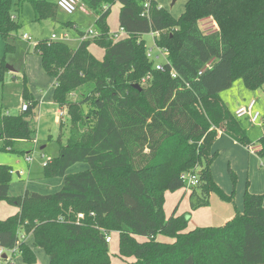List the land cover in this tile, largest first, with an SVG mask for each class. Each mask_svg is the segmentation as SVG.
<instances>
[{
	"label": "trees",
	"instance_id": "trees-1",
	"mask_svg": "<svg viewBox=\"0 0 264 264\" xmlns=\"http://www.w3.org/2000/svg\"><path fill=\"white\" fill-rule=\"evenodd\" d=\"M19 1L30 3L40 20H55L60 10L58 2ZM12 2L0 0L4 38L19 27ZM79 2L97 17L96 36L77 49L52 39L35 46L43 70L55 79L53 101L67 111L60 129L68 130V144L45 167L46 179L64 184L54 194L27 190L14 197L12 171L0 165V203L20 209L0 221V248L7 253L0 264L15 249L25 264H37L36 248L49 264H112L107 230L119 234L118 257L132 260L125 264H264V195L247 190L243 213L221 227L188 231L185 215L164 211L166 192L186 189L187 174L199 181L191 190L192 211L209 207L213 194L233 201L212 174L220 133L247 149L260 146L264 159V134L252 140L221 98L238 80L251 91L264 87V0H189L179 18L155 0L147 16V0ZM117 3L127 35L119 41L108 24ZM205 20L218 29L206 30ZM152 34L166 53L162 71L148 57L143 37ZM92 44L105 50L103 61L90 53ZM1 69L3 63L4 81ZM23 95L31 103L27 112L13 116L0 107V141L8 147L33 140L37 102L27 88ZM78 164L89 169L68 173ZM229 172L235 189L237 176Z\"/></svg>",
	"mask_w": 264,
	"mask_h": 264
},
{
	"label": "rangeland",
	"instance_id": "rangeland-1",
	"mask_svg": "<svg viewBox=\"0 0 264 264\" xmlns=\"http://www.w3.org/2000/svg\"><path fill=\"white\" fill-rule=\"evenodd\" d=\"M50 3H54L57 0H45ZM173 0L170 1L166 9H170ZM181 6L186 5L185 0H179L178 2ZM115 4L112 13L109 16L112 26H117V10L120 4ZM170 11V10H169ZM175 13V8L173 10ZM12 14L14 16L15 22L18 24V29L6 38L0 35V63H3L2 73L5 74L4 81H0V107L6 109V111L13 116L21 115L22 104L24 102V90L27 88L28 93H30L31 82H27L24 79V63L27 55H35V46L37 43L43 40H51L53 36H56L58 40H62L67 43L71 48H78L81 44L79 38L81 33H88L92 31L97 34L96 18L95 15L86 16L80 9L73 14L68 15L63 11L59 10L55 20L52 19H38L35 15L33 6L28 2L20 3L19 0H13L12 2ZM116 21V23H115ZM68 23H74L75 27L67 26ZM204 28L208 31L217 30L215 23L212 20L203 21ZM68 35V38L64 40V36ZM24 36H28L29 39H24ZM148 50H153L154 55L157 57V51L154 49V38L151 35H146L143 37ZM7 45L13 46V49L7 51ZM97 46V45H96ZM104 50L103 48L99 47ZM105 52V50H104ZM155 65H160L165 63L166 59L160 56L159 59L152 58ZM32 86L41 96H45V89L42 88L38 80L32 79ZM33 89V88H32ZM264 94V87L258 89L257 91L248 90L241 80L235 81L233 87L223 93H221L222 100L226 103L230 110H233L237 104H242L248 102L253 96H260ZM76 98V97H74ZM264 103V98H263ZM262 109V108H261ZM65 111L66 117L65 122L68 123L67 111ZM263 111V110H262ZM36 116L31 122V128L33 131V140L30 142H18L13 143L8 147L4 141H0V165L7 166L12 172L11 177V187L14 188L16 185H22L24 187L22 196L26 192L27 188L30 192H36L43 195L54 194L60 191L59 184L62 180L55 178L48 180L45 178V164L52 162L54 159L58 158L60 154V149L68 144V130L61 131L60 126L54 123L55 116L53 114L47 116L43 113L42 117H39V108L34 110ZM247 125V124H246ZM256 126L254 130H260ZM260 132V131H259ZM258 132V133H259ZM257 134L254 133L255 136ZM256 137V136H255ZM45 147V148H44ZM44 148V149H42ZM31 156L32 161H28L27 157ZM259 160V168L264 170V159L258 154L255 155ZM79 172L86 171L89 169L87 164H78ZM213 168L215 169V175ZM229 169L233 170L237 176V183L234 189L233 182ZM238 171H236L231 165L224 161H220V156L215 160L212 165V174L216 183L224 190L227 195H233L232 202L223 201L217 194H213L211 199L212 202L209 207L201 208L197 211L191 210V205L188 200L187 195H184L185 188L176 192L168 191L165 194V204L164 211L168 217L173 212L177 215H185L189 220V225H197L196 228L204 227L203 222L215 223V226H221L223 221H220V215H223V210L225 208L232 207L235 217L238 214H242L240 210L235 211L234 206L236 205L237 195L244 192L247 189V182H249V191L252 188L258 191L262 190L264 195V179L259 178L260 174L255 171L253 176H248L245 172L244 166H238ZM76 172V171H75ZM74 172V173H75ZM73 173V172H71ZM216 176V179H215ZM252 181V183H251ZM224 186L229 187L230 192L228 193ZM4 204L15 208L13 205L7 202H1ZM0 207V220H5L9 217L8 208L1 209ZM243 209H244V196H243ZM220 219V220H219ZM224 225V224H223ZM109 236H111L112 241L109 244L111 260H115L116 256L119 255V234L108 231ZM142 240V239H141ZM32 245V239L29 241ZM37 250V264H45L44 260L48 259L45 252L39 248ZM6 264H9V260L15 256L9 255ZM14 260H18L17 264L22 263L20 256H16ZM117 260L115 261V263ZM47 264V263H46Z\"/></svg>",
	"mask_w": 264,
	"mask_h": 264
},
{
	"label": "crops",
	"instance_id": "crops-1",
	"mask_svg": "<svg viewBox=\"0 0 264 264\" xmlns=\"http://www.w3.org/2000/svg\"><path fill=\"white\" fill-rule=\"evenodd\" d=\"M155 1L159 4L160 7H163V8L166 9L171 0H155ZM185 1H186V4H187V2L189 0H185ZM56 2H58V0ZM178 2H179V0H177L175 3L172 2V5H171L170 9L169 8L167 9L168 11L170 10V13L175 18H179L185 12V8H186V5H185V7L181 6ZM118 4H120V3H117V5ZM113 8L111 9L112 17H113V11H112ZM174 8H175V11H176L175 13L173 12ZM79 9H80V12H82L86 16L93 15L82 4H80V8ZM121 9H122V5L120 4V6H119V8L117 10V19H118L117 26L116 25L112 26L111 20L108 19V24H109V27H110V30H111V34H120L119 35L120 36L119 40L127 38V35L125 33L121 32V28H120V24H119V16H120ZM95 18H96V21H97V17L96 16H95ZM115 23H116V21H115ZM73 26L75 27L74 23H73ZM84 34H87V33H84ZM65 36H67L66 37V39H67L68 35H65ZM80 39H81V36H80L79 40ZM119 40H117V41H119ZM80 42H81V40H80ZM75 49H77V48H75ZM89 51L96 59H98L99 61H103V59L105 57L104 50L100 49L95 44H92L90 46V48H89ZM24 66H25L24 79L27 80V82L29 81V83L31 82L30 84H31V87L33 89L32 88L30 89V93L29 94H30L31 98L33 99L32 101L37 102V106H36L35 110H37L39 108V117H42V115H41L42 110H43V113H45L47 116H49L50 114L51 115L53 114V116L56 117L55 120H54V123L60 126L61 122H63L64 120L59 119L60 108L53 101V95H54V91H55V79L50 77L43 70V67H42V64H41V57L36 51H35V55H29V56L27 55V57L25 58ZM32 79L33 80L37 79L38 83H40L42 88L45 89V91H46L45 92L46 93L45 96H41V95H39L37 93V91L34 89V86H32ZM263 98H264V94L260 95V96H258V95L253 96V97H251V99H249L248 102H245V103H242V104H237L234 107V109L232 110L233 112H235L237 110V108H239L240 106L247 105L252 100H256V111L260 112L261 116H262V126H258L260 130H257V131H256V129L254 130V128L257 125H253L248 120L243 119V122L245 124H247L246 126L248 128V132H249L250 138L252 140H257L260 136H262L264 134V103L262 101ZM35 116H36V114H34V117ZM256 132H257V134L255 135L256 136L255 137L253 134L256 133ZM19 142H25L26 143L27 141H19ZM16 143H18V142H16ZM44 148H42V149H44ZM213 151H218L219 152V156H220V161H224V162L228 163L236 171H238L237 170L238 166H244L245 169H246L245 172H246V174L248 176L252 177L254 172L257 171L260 174L259 178H263L264 179V170H261L259 168V164L260 163H259V160L256 158L257 156L251 154L247 148L239 145L236 141H234L233 139L228 137L226 134L220 133V135L217 138V140L215 142V145L213 147ZM77 166L78 165H76L75 167L70 169L68 173H71V172L74 173L75 171L79 172L78 171L79 168H77ZM260 166H261V164H260ZM213 171H214V175H215V169L214 168H213ZM215 179H216V176H215ZM48 180H52V179H48ZM61 180H62V183L59 184V188H62L63 184H64V179H61ZM251 183H252V181H251ZM248 187H249V182H247L246 191L247 190L249 191ZM27 188H29V185H28ZM27 188H25L26 191H27ZM23 189H24V187L22 185H16L14 188L11 187L10 194H11V196H14V197L22 196ZM224 189L228 193L231 190V189H229V187H226V186H224ZM261 191L262 190L258 191L257 189L251 187V190L249 192L253 193V194L263 195ZM245 192H244V194H245ZM184 193H185L184 195H187L188 200L190 202V197H191L192 191L185 189ZM244 194L240 193V194L237 195V198H236L237 202H236V205L234 206L236 212L238 210H240V212L244 211V209H243V196H244ZM211 202H212V199H211ZM0 207H2L1 209H4V208L7 209L9 206H6L4 204H0ZM222 210H223L224 214L220 215L219 218L222 219V220H220V219L219 220L223 221V224L225 225L226 223H228L229 221H231V220H233L235 218V213H234V211H233L231 206H229V208H225V209H222ZM19 211H20V209L17 208V207L8 208V214H10L9 217L16 215L17 213H19ZM174 213L175 212H173L172 214H174ZM172 214L169 215L168 217L172 216ZM175 215L176 216H180L181 214L177 215L175 213ZM0 221H4V220H0ZM214 224L215 223H213V220H212L211 224L208 223L207 221L202 223V225L204 227H221V226H223V224L221 226H215ZM196 226L197 225H193V226L189 225L188 231H192V230L196 229ZM198 228H200V227H198ZM31 239L32 238L29 237L27 239V242L29 243V241ZM159 240L164 241V242L172 243L171 240L165 239V238H162V237H159ZM35 251L37 253V250H35ZM16 256L18 257L19 255L17 254V255H15V257ZM14 258H11L8 263L9 264H17L18 260L15 261ZM21 260H22V258H21ZM116 260H117V262L115 263ZM126 261H132V260H126ZM126 261L121 259L120 257L116 256V259L114 261L112 260V264H125ZM44 262H45V264L46 263L49 264V259H47V260L45 259ZM22 263H23V260H22Z\"/></svg>",
	"mask_w": 264,
	"mask_h": 264
},
{
	"label": "built area",
	"instance_id": "built-area-1",
	"mask_svg": "<svg viewBox=\"0 0 264 264\" xmlns=\"http://www.w3.org/2000/svg\"><path fill=\"white\" fill-rule=\"evenodd\" d=\"M58 7L64 13H66L68 15H73L80 8V2H79V0H58ZM149 8H150V3H149V0H147V3L145 4V12L143 13L142 16L148 15ZM215 26L218 27L217 24ZM206 30H208V29H206ZM121 32L125 33L122 29H121ZM113 35H114L115 40L120 39V36H119L120 34H113ZM95 36H96V34H94L92 31H89L80 40H81V42H84V41H87L89 39L94 38ZM152 36H153V38H155L153 34H152ZM157 36H158V34H157ZM66 37L67 36L64 37V40L66 39ZM24 39H29V38H28V36H24ZM52 40L62 41V40H58V38L56 36H53ZM154 49L157 51V57H156V55H154L153 50H149V52H148L149 58L155 57V59H159L160 56H163L166 59V53L164 51L160 50L156 46L155 42H154ZM157 69L162 71L163 70L162 64L157 65ZM173 77H176V75L174 74ZM30 106H31L30 102H23L22 107H21L22 112L23 113L27 112L29 110ZM235 115H236L237 119H240V120L246 119L253 125L262 126L261 113L256 111V100H252L247 105L240 106L239 108H237V110L235 111ZM65 116H66L65 111L60 109L59 119L64 120ZM248 150L251 154L257 155L258 152L261 150V147L260 146H251L248 148ZM27 160L32 161V157L28 156ZM47 164L48 163L45 164V167ZM12 174H13V172H12ZM182 179H183L184 183L186 184L187 190H192L193 188H195L198 185V182H199L198 181V174H187V175L182 176ZM83 219H84V216L82 214H80L78 216V220L80 221ZM106 236H107L106 242L108 244H111L112 238H111V236H109L108 232H106ZM17 253H18V250L15 249V250L9 252L8 255L13 256V255H17ZM6 254L7 253L3 249L0 248V260L3 259L6 256Z\"/></svg>",
	"mask_w": 264,
	"mask_h": 264
},
{
	"label": "water",
	"instance_id": "water-1",
	"mask_svg": "<svg viewBox=\"0 0 264 264\" xmlns=\"http://www.w3.org/2000/svg\"><path fill=\"white\" fill-rule=\"evenodd\" d=\"M176 1H177V0H173V3H175ZM135 88L141 90V87H140L139 85H135Z\"/></svg>",
	"mask_w": 264,
	"mask_h": 264
}]
</instances>
